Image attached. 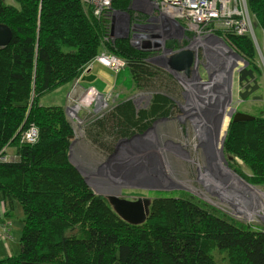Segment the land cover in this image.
I'll list each match as a JSON object with an SVG mask.
<instances>
[{"label":"trees","instance_id":"16d2710c","mask_svg":"<svg viewBox=\"0 0 264 264\" xmlns=\"http://www.w3.org/2000/svg\"><path fill=\"white\" fill-rule=\"evenodd\" d=\"M13 1L17 7L0 0V24L12 33L0 47V194L21 206L23 224L19 252L0 264H264V229L236 221L188 193L149 199L140 224L122 220L71 163L74 131L64 108L40 105L43 95L71 85L101 54L123 59L131 83L147 78L142 88L159 90L155 84L164 78L162 71L147 63L153 54L133 46L129 37L110 35L112 11L142 21L130 0H112L99 16L81 0ZM247 6L264 41V0H247ZM215 33L246 63L237 78L240 98L247 100L261 70L255 46L248 35ZM165 48L179 45L170 40ZM261 55L264 61V48ZM167 102L166 95L154 94L145 114L169 115L161 105ZM133 116L140 114L130 101L117 106L116 129ZM253 117L230 120L222 150L229 165H240L232 167L241 178L264 185V118ZM108 121L95 123L91 134L107 133L113 141L124 133H111ZM30 127L36 130L34 141L24 137ZM7 147L14 156L5 155Z\"/></svg>","mask_w":264,"mask_h":264},{"label":"rangeland","instance_id":"374dc122","mask_svg":"<svg viewBox=\"0 0 264 264\" xmlns=\"http://www.w3.org/2000/svg\"><path fill=\"white\" fill-rule=\"evenodd\" d=\"M5 2L18 6L13 0H5ZM130 9L135 12L133 8L130 7ZM139 13L143 15L139 25H144L149 19V15L145 11ZM153 27L144 29L141 34H155L157 45L151 49L140 48L153 54L147 63L162 71L161 74L164 78L162 80L155 78V85L159 90L142 88V83L146 82L147 78L141 81L139 85L135 81L131 83L126 67L115 74L111 70L96 64L95 69L87 76L82 75L78 82L63 85L40 98V105L42 106H62L65 110V115L74 131L69 151L71 163L83 175L87 185L94 193L116 194L129 200L153 199L157 196L180 197L182 193H188L219 209L226 216L236 221L264 229V185L249 184L233 171L232 166L235 162H231L232 164L229 165L228 157L223 155L222 141L224 140L218 144L224 159L219 166L221 168L226 166L225 168L235 175L236 179L228 176V179H223L224 189L218 191L220 195L209 193L205 186L197 181L198 177L192 166L206 164V160L202 155V150L195 147L199 139L196 138V133H193L194 128L191 125V119H185L189 113L198 112V105H202L204 108L199 111L201 117H204L208 124H212L213 120H210L209 114H207L211 113L212 109L207 103L210 102L209 99L215 101L217 98L214 96H218V99L221 98L219 91L222 86L228 90L227 103L234 110L230 113L231 116L234 112L239 111L264 118V61L258 56L259 52L262 54L264 48L263 33L254 26L259 50L252 38L251 40L255 46L257 62L261 70L260 76L256 80L257 89L251 92L249 99L242 100L239 95L242 87L238 83L236 73V68L243 69L245 66L242 60L235 56L238 60L237 65L230 64L229 77L230 75L231 77L227 81H223V83L230 85L229 90V86H224L222 81H218L219 77H213L209 71L211 69L209 66L211 55L224 53L222 57L226 58L227 61L228 57L232 58L228 51L222 52L220 50L217 41L218 48L213 47L212 52H207L202 47L203 38L197 37L194 32H190L191 36L186 38L185 34L181 36L170 29L163 31L156 26ZM185 32L188 31L185 30ZM115 36L120 35H111L112 38ZM170 40L176 41L179 48L187 47L194 52L196 59L192 66L193 74L190 71L188 75H185L183 72L169 68L167 60L171 56V52L165 48V43ZM227 74L222 75L227 76ZM89 84L95 85L100 91H97L93 86L85 89L84 87ZM89 89L96 93L94 98L89 99L85 95L86 90ZM156 93H161L171 99V102L161 104L165 110L170 111L169 115L148 117L145 114L151 105L153 95ZM202 97H207L208 100L201 101ZM126 101H130L134 112L140 116H133L132 122L126 121L121 124L123 125L120 126L122 128L116 129V120L113 118L114 110ZM219 107L221 108V106ZM230 115L227 118L225 131L231 120ZM106 119H110L105 125L111 133L118 135L124 132L113 141L110 136H107V133L103 136L91 134L94 131L93 125L99 121H106ZM109 140L112 142H108ZM183 151L188 153L189 159L186 158ZM81 159L91 167L103 164L106 171L104 167H101L100 172L105 171L106 176L100 178L98 176L101 175H93L92 173H96L97 169L85 168ZM236 166L240 167V165ZM241 168L242 172L249 174L246 168L242 166ZM245 183L252 189L248 188ZM224 190L230 196H223ZM258 202L261 204L257 206ZM9 212L4 221L10 222V226H12L13 233L10 236L20 234L18 232H21L23 224L21 206L13 201ZM13 242L9 237L7 240L8 248L4 249L3 247L4 251L8 250V253L12 251V254L18 253L19 241L13 240Z\"/></svg>","mask_w":264,"mask_h":264},{"label":"built area","instance_id":"2783aa9c","mask_svg":"<svg viewBox=\"0 0 264 264\" xmlns=\"http://www.w3.org/2000/svg\"><path fill=\"white\" fill-rule=\"evenodd\" d=\"M81 2L84 6L91 7L94 15L99 16L110 9L112 0H81ZM130 7L135 10V14L145 11L149 15V19L144 25H139V21L132 22L129 15L119 11H112L110 19L113 20L114 33L126 35L129 37L130 43L139 49H142L140 47L151 49L157 45L155 34H141L144 29L156 26L159 30L167 31L170 29L181 36L185 34V30L194 32L197 37L203 38L202 47L207 52H212L213 47L218 48L216 41L219 40L214 37L215 31L248 35L259 50L253 29V17L248 9L247 0H130ZM189 37L186 36V38ZM94 63L102 65L115 74L126 65L123 59L112 54H101L84 67L81 75L90 69ZM81 75L74 82H78ZM85 95L90 99L94 98L96 93L89 89L86 90ZM24 137L27 141H34L36 130L30 127ZM6 237L5 225L0 223V239Z\"/></svg>","mask_w":264,"mask_h":264},{"label":"bare ground","instance_id":"6f19581e","mask_svg":"<svg viewBox=\"0 0 264 264\" xmlns=\"http://www.w3.org/2000/svg\"><path fill=\"white\" fill-rule=\"evenodd\" d=\"M221 46L223 47V49H226L222 43ZM233 57L232 58L228 57V61H229L228 63H230L231 65H235L238 62L236 57L235 56ZM228 69L229 68H227V70ZM227 72H228L227 76H223V75L218 76L219 77L218 81H222L223 83V81H227L228 79H230L231 75L229 77V71ZM212 81L215 80L212 79ZM223 84L224 86H229V90H230V85H228L227 83H223ZM227 92L228 90L222 86L221 90L219 91L221 98L218 99V96H214L217 99H215V101L209 99L210 102L207 103V105H209L212 109L211 113H209L208 115V118H210V120H213L212 124H208L207 122H205L204 117L201 116L199 117L198 112L189 113L186 116V117H191L193 120L192 126L195 128L196 138L199 139L198 145L201 147L202 155L206 160V164H198L197 166H192L198 177L197 181L205 186L206 191L216 195H220L218 191L224 189L222 185L223 179H228V177L229 178L235 177V175L230 173L225 168L226 166L225 167L223 166V168L219 166L221 161L222 160L224 161V159L221 153V148L218 146V144H221L225 132L224 129L226 126L227 118L229 117L230 113L233 111V109L227 103V98H226ZM206 99L207 97L205 98L202 97L200 100L203 101ZM219 106H221V108ZM202 108H204V106L198 105L199 110H202ZM203 130L206 134L208 133V136L203 135ZM183 153L185 154L186 158L189 159L188 153L186 151H183ZM247 186L248 188L252 189L251 186L249 185ZM222 195L225 197L230 196V194L226 190L223 191ZM260 204L261 203L258 202L257 206Z\"/></svg>","mask_w":264,"mask_h":264},{"label":"water","instance_id":"95a60500","mask_svg":"<svg viewBox=\"0 0 264 264\" xmlns=\"http://www.w3.org/2000/svg\"><path fill=\"white\" fill-rule=\"evenodd\" d=\"M114 34L115 33L113 30V20H111L110 35L114 36ZM11 36H12L11 30L6 25L0 24V47L6 46L9 43ZM115 37L125 38L126 35L124 36L120 35V36H115ZM214 37H216L226 47V45L224 44L223 40L220 37L216 35H214ZM167 50L171 52V56L167 60L169 68L175 71L183 72L185 75H188L190 72V67L193 63L194 56H195L194 52L188 49L187 47L179 48L174 51L171 49H167ZM235 56L239 58L240 60H242L237 54H235ZM258 56L261 57V59L263 60L260 52L258 53ZM243 63L244 65L246 64L244 61ZM230 117H231V120L234 122L248 121L254 118L252 115H249L244 112H239V111L234 112L232 116L230 115ZM225 132H224L222 140H224L225 138L224 137ZM222 144H223V141H222ZM69 157H71L70 154H69ZM84 180L86 182L85 178ZM98 195L105 196L109 204L113 208L114 212L122 220L126 221L129 224H132V225L140 224L145 220L146 216L148 215L149 205H150V200L148 198H139L136 200H129V199L119 197V195H116V194H98ZM24 264H36V263H24Z\"/></svg>","mask_w":264,"mask_h":264},{"label":"flooded vegetation","instance_id":"af4514ba","mask_svg":"<svg viewBox=\"0 0 264 264\" xmlns=\"http://www.w3.org/2000/svg\"><path fill=\"white\" fill-rule=\"evenodd\" d=\"M218 46H220L219 48H221L220 50L222 52H224V50H225V51H228L230 53V56H232V57L235 56V53L233 51H231L228 47H225L227 50L226 49H223V47L221 46V42L220 41H218ZM223 54L224 53H220L218 55H211V57L209 58V61H210L209 66H211V69L209 70L210 71V75L213 74L212 76H220V75H222L224 73H228L227 71L230 70V63H228V61H227L226 58L222 57ZM195 59H196V57L194 56L193 63L195 62ZM209 61H208V63H209ZM193 63L191 65V68L193 66ZM235 65H237V64H235ZM233 67H231V68H233ZM191 68H190V71H191V74H193V68L192 69ZM227 68H229V69L227 70ZM240 70H241V68H238V69L236 68V73L238 74ZM223 76H225V75H223ZM199 111H201V110H199ZM199 111H198V116L200 117L201 114H200ZM207 114H209V113H207ZM186 118H190L191 119L190 120L191 121V125H193L192 118L191 117H185V119ZM193 133H196L195 128L193 130ZM203 135L204 136H208V133L206 134L204 132V130H203ZM195 147L196 148L199 147L201 149V147L198 145V142L195 144ZM81 162H82L83 166L85 168L89 169V170L97 169V172L96 173H92L93 175H96V176L97 175H101V176H98L100 178L103 177V176H106V172H105L106 171V167L103 164H97V165H94L93 167H91L83 159H81ZM101 167H104L105 168V171L102 172V173L100 172Z\"/></svg>","mask_w":264,"mask_h":264},{"label":"crops","instance_id":"0c3cea01","mask_svg":"<svg viewBox=\"0 0 264 264\" xmlns=\"http://www.w3.org/2000/svg\"><path fill=\"white\" fill-rule=\"evenodd\" d=\"M96 64H98V63H94L93 65H92V67L90 68V69H88L87 71H86V73H84L83 74V76H87L88 74H90L94 69H95V65ZM98 65H100V64H98ZM102 66V65H101ZM91 86H93L97 91L99 90V89H97L96 88V86L95 85H93V84H89L87 87H84L85 89L86 88H88V87H91ZM100 91V90H99ZM5 152H6V156L9 158V157H12V156H14V149H12V148H9V147H7L6 149H5ZM12 204H13V202H10V201H5L3 198H2V196H1V194H0V223L1 224H4L5 225V229H6V235H7V237L6 238H3V239H0V259H4V258H6V257H8V256H11V255H14V254H12V251H10L9 253H8V250L6 251H4V249L5 248H8V246H7V240L9 239V237L11 238V240H12V242H13V240L15 241V240H18L19 241V239H20V234H14V235H12V236H10V234L11 233H13L12 232V226H10L11 224H10V222H8V221H4L5 220V218L6 217H8V215H9V211H10V209H11V207H12ZM4 217V218H3ZM23 220V219H22ZM18 233H20V232H18ZM14 243V242H13ZM4 246H3V245ZM3 247H4V249H3ZM17 252H19V250H18V248H17ZM17 254V253H16Z\"/></svg>","mask_w":264,"mask_h":264}]
</instances>
